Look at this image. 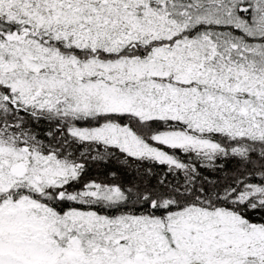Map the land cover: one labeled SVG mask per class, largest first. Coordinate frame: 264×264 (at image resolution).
<instances>
[{
	"label": "snow or ice",
	"instance_id": "snow-or-ice-1",
	"mask_svg": "<svg viewBox=\"0 0 264 264\" xmlns=\"http://www.w3.org/2000/svg\"><path fill=\"white\" fill-rule=\"evenodd\" d=\"M0 264H264V0H0Z\"/></svg>",
	"mask_w": 264,
	"mask_h": 264
}]
</instances>
